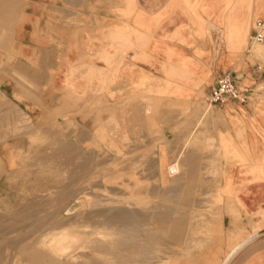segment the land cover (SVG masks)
Masks as SVG:
<instances>
[{
    "label": "rangeland",
    "instance_id": "rangeland-1",
    "mask_svg": "<svg viewBox=\"0 0 264 264\" xmlns=\"http://www.w3.org/2000/svg\"><path fill=\"white\" fill-rule=\"evenodd\" d=\"M146 1L145 44L182 16L241 61L264 19V0H0V264H218L264 227L222 183L232 109L206 100L208 76L188 93L107 55Z\"/></svg>",
    "mask_w": 264,
    "mask_h": 264
},
{
    "label": "crops",
    "instance_id": "crops-1",
    "mask_svg": "<svg viewBox=\"0 0 264 264\" xmlns=\"http://www.w3.org/2000/svg\"><path fill=\"white\" fill-rule=\"evenodd\" d=\"M139 3L134 5L135 15L125 21L130 26L126 48H108L106 45L110 51V54L107 51L108 56L122 59L130 80L164 79L168 74L169 80L184 82L183 90L190 93L194 90V84L202 77L208 76L212 85L219 73L233 69L242 75L243 86L253 90L251 100L246 105L232 103L224 106L232 109L226 118L228 133L224 134L226 137H231L232 148L229 153L232 155V160L229 163L224 161L223 168L229 171V176L222 183L232 186L242 206L243 214L252 215L254 218L262 215L261 213H264V96L256 94V82L251 77L253 66L259 63L253 64L250 60L252 47L256 44H253L249 38L244 60L241 61L240 58L229 56L224 45L218 44L221 40L220 33L212 32L210 36L206 30H203L200 34H196L192 27H183L190 22L185 21L182 16L172 17L168 22L162 23L164 29L161 38H155L158 30L151 32L152 40L145 44V26L149 25L153 29L155 20L154 16L148 15L146 18L143 13L145 10H155L159 4H148L147 1L144 4ZM234 19L235 17L224 18V24H234ZM218 264H264V233L239 246L234 255L220 258Z\"/></svg>",
    "mask_w": 264,
    "mask_h": 264
},
{
    "label": "built area",
    "instance_id": "built-area-1",
    "mask_svg": "<svg viewBox=\"0 0 264 264\" xmlns=\"http://www.w3.org/2000/svg\"><path fill=\"white\" fill-rule=\"evenodd\" d=\"M250 40L253 44L264 42V20L257 19L255 21ZM262 75H264V66L259 64L253 66L251 76L261 77ZM242 81V75L233 69L219 73L206 93V100L209 104L216 106L232 103L246 105L249 97Z\"/></svg>",
    "mask_w": 264,
    "mask_h": 264
},
{
    "label": "bare ground",
    "instance_id": "bare-ground-1",
    "mask_svg": "<svg viewBox=\"0 0 264 264\" xmlns=\"http://www.w3.org/2000/svg\"><path fill=\"white\" fill-rule=\"evenodd\" d=\"M208 113H209V112H208ZM205 114H206V113H205ZM210 115H211V113L209 114V116H210ZM215 115H216V114H215ZM207 116H208V114H207ZM216 118H217V117H216ZM69 148H70V147H69ZM70 151H71V150H70ZM69 153H70V152H69ZM67 154H68V152H67ZM67 154H66V155H67ZM73 154L76 155L75 153H73ZM68 155H69V154H68ZM74 155H71V156L74 157ZM76 157H77V156H76ZM73 159H74V158H73ZM80 159H81V158H80ZM94 159H96V157H95ZM75 160H76V159H75ZM77 160H78V159H77ZM83 160H84V159H83ZM68 161H69V160H68ZM73 161H74V160H73ZM86 161H87V160H86ZM86 161H85V162H86ZM74 162H75V161H74ZM85 162H84V165H83L84 167H85V165H86ZM89 162H90V161H89ZM95 162H96V161H95ZM97 162H98V161H97ZM71 163H72V162H71ZM79 163H80V162H79ZM91 163H92V162H91ZM69 165L71 166V164H69ZM76 166H77V165H76ZM83 166H82V168H83ZM71 167H72V166H71ZM91 167H92V166H91ZM78 169H79V168H78ZM74 170H75V169H74ZM86 170H87V168H86ZM86 170H84V171H86ZM72 172H73V171H72ZM76 172H77V171H76ZM80 172H81V171H80ZM81 173H82V172H81ZM78 175H79V174H78ZM75 177H76V176H75ZM73 178H74V177H73ZM77 178L80 179L79 176H78ZM74 179H75V178H74ZM74 179H73V180H74ZM76 180H77V179H76ZM69 181H71V180H69ZM76 182H78V181H76ZM71 183H73V182L71 181ZM73 184H74V183H73ZM75 184H76V183H75ZM69 186H70V185H69ZM72 186H73V185H72ZM68 190H69V189H68ZM172 190H173V189H172ZM70 191H72V190H70ZM166 191H167V190H166ZM72 192H74V190H73ZM72 192H71V193H72ZM69 194H70V193H69ZM72 194H74V193H72ZM63 195H64V194H63ZM34 202H35V201H34ZM121 208H122V207H121ZM160 208H161V207H160ZM25 209H26V208H25ZM107 209H108V208H107ZM110 209H111V208H110ZM161 209H162V208H161ZM111 210H112V209H111ZM114 210H115V209H114ZM118 210L120 211L119 208H118ZM121 210H122V209H121ZM115 211H116V210H115ZM115 211H114V212H115ZM119 211H118V212L116 211V213H119ZM35 212H36V211H35ZM114 212H113V213H114ZM120 212H121V211H120ZM124 212H127V211L124 210ZM124 212H121V213H124ZM129 212H130V211H129ZM166 212H167V211H166ZM25 213H26V212H25ZM28 213H29V212H28ZM81 214H82V213H81ZM103 214H104V213H103ZM108 214H109V213H108ZM166 214H167V213H166ZM122 215H123V218H125L126 215H128V214L125 213V214H122ZM124 215H125V216H124ZM142 215H143V214H142ZM117 216H118V214H117ZM117 216H116V217H117ZM120 216H121V214L118 216V218H119ZM129 216H130V215H129ZM132 216H133V215H132ZM132 216H131V217H132ZM74 217H75V216H74ZM83 217H84V216H83ZM83 217H82V218H83ZM87 217H88V216H87ZM101 217H102V216H101ZM131 217H130V218L128 217V218L131 220ZM141 217H142V216H141ZM6 218H7V217H6ZM84 218H85V217H84ZM95 218H96V217H95ZM105 218H106V217H105ZM105 218H104V219H105ZM112 218H114V223H115V220H116L115 215H114L113 217L111 216L110 219H112ZM118 218H117V220L120 219V218H119V219H118ZM134 218H135V217H134ZM1 219H3V218L1 217ZM86 219H87V218H86ZM121 219H122V218H121ZM70 220H71V219H70ZM93 220H94V219H93ZM122 220H123V219H122ZM126 220H127V219H126ZM132 220H133V218H132ZM132 220H131V221H132ZM2 221H3V220H2ZM84 221H85V220H84ZM104 221H105V220H104ZM119 221H121V220H119ZM131 221H130V222H131ZM4 222H5V221H4ZM70 222H71V221H70ZM73 222H74V221H73ZM87 222H88V221H87ZM94 222H95V221H94ZM99 222H100V221H99ZM101 222H102V221H101ZM101 222H100V223H101ZM110 222H112V221H110ZM117 222H118V221H117ZM123 222H124V220H123ZM130 222H129V223H130ZM75 223H76V222H75ZM84 223H85V222H84ZM84 223H83V224H84ZM97 223H98V222H97ZM100 223H99V224H100ZM107 224H108V223H107ZM111 224H112V223H111ZM127 224H128V223H127ZM2 225H3V224H2ZM87 225H88V224H87ZM109 225H110V224H109ZM91 226H94V225H91ZM96 226H97V224H96ZM102 226H103V225H102ZM0 227H1V226H0ZM87 227H88V226H87ZM0 231H1V230H0ZM49 231H50V230H49ZM2 232H3V231H2ZM262 232H264V229H259V230H257V231L254 233V235H252L251 237H249L248 241L251 240V239H254V237H257L258 235L262 234ZM99 235H100V234H99ZM103 236H104V235H103ZM132 237H133V236H132ZM47 239H48V238H47ZM248 241H247V242H248ZM249 243H250V242H249ZM80 248H81V247H80ZM131 249H132V248H131ZM76 250H77V249H76ZM83 250H84V249H83ZM237 252H238V251H237ZM6 253H7V252H6ZM4 254H5V253H4ZM57 256H58V255H57ZM53 257H54V256H53ZM7 258H8V257H7ZM53 260H54V259H53ZM51 262H52V261H51ZM76 263H77V262H76ZM81 264H82V263H81ZM85 264H86V263H85Z\"/></svg>",
    "mask_w": 264,
    "mask_h": 264
},
{
    "label": "water",
    "instance_id": "water-1",
    "mask_svg": "<svg viewBox=\"0 0 264 264\" xmlns=\"http://www.w3.org/2000/svg\"><path fill=\"white\" fill-rule=\"evenodd\" d=\"M262 233H264V232H262Z\"/></svg>",
    "mask_w": 264,
    "mask_h": 264
}]
</instances>
